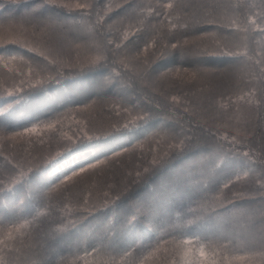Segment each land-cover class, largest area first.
<instances>
[{
  "label": "snow or ice",
  "instance_id": "snow-or-ice-1",
  "mask_svg": "<svg viewBox=\"0 0 264 264\" xmlns=\"http://www.w3.org/2000/svg\"><path fill=\"white\" fill-rule=\"evenodd\" d=\"M10 3L24 8L9 11L7 17L0 10V69L7 70L0 73V87L7 80L14 82L10 89L3 88L13 99L5 101L8 108L0 111V141L36 132L35 126L16 130L13 105L24 100L29 90L59 84L64 78L78 77L72 83L87 85L88 99L111 94L118 104L117 119L86 128L51 159L33 157L22 162L5 155L0 160V208L5 210L0 213V264H264V59L248 63L250 43L264 41V0H217L206 5L209 11L194 33L197 40L211 38L214 46L204 44L196 58L180 59L183 71H191L193 80L204 73L235 76L245 69L257 77L260 87L249 93L255 100L248 102L247 112L237 109L235 124L230 123L233 117L226 121L219 114L210 122L190 108V102H182L163 87L171 73L178 75L181 70L176 67L177 52L183 46L172 30L188 25L172 24L171 19L180 21L187 15L188 6L181 0H161L162 12L149 6V16L163 17L171 25L160 37L155 59L142 58L139 48L133 55L128 46L143 28L132 31L131 24L122 42L113 47L105 32L110 8H101V0ZM214 9L219 13L213 14ZM127 10L136 12L132 0ZM136 16L142 25V10ZM85 24L88 27L82 30ZM156 47L153 36L151 43H144L143 52ZM81 50L87 52L83 57ZM262 54L264 48L257 53ZM130 62H135L137 70L126 77ZM129 153H138L137 163L122 174L119 183L107 185L102 208L91 202L90 192L73 199L81 179L110 170ZM255 153L262 165L258 172L252 167L256 160L249 159ZM241 156L248 162L240 164L237 157ZM206 159L211 167L205 166ZM48 169L59 174L49 178ZM250 174L257 176L254 187L233 190ZM149 178L157 181L152 190L133 196ZM184 198L193 199L194 207L184 217L172 216L170 202ZM26 208L28 214L21 215ZM109 210L119 219L91 236L82 233L85 221ZM45 216L59 225L49 234L58 241L52 254L46 252L44 242L22 232ZM141 235L147 243L136 242ZM89 256L94 257L91 262Z\"/></svg>",
  "mask_w": 264,
  "mask_h": 264
},
{
  "label": "rangeland",
  "instance_id": "rangeland-1",
  "mask_svg": "<svg viewBox=\"0 0 264 264\" xmlns=\"http://www.w3.org/2000/svg\"><path fill=\"white\" fill-rule=\"evenodd\" d=\"M116 1L118 0H101V8H103L104 5H108L110 8L108 15L111 16V13L114 9L119 8V6L123 7V10L117 9L110 26L105 27V32L109 34L118 32L123 34L124 30L129 27V24L132 25V31H135V29L138 27L143 28V31L138 33L134 43L130 44L128 47L129 49L133 50V55L135 54V50L139 48L142 53V58L143 56H148L149 59H155L153 53L158 52L161 48V35H166L171 28V25L168 23V21H164L163 17H156L154 14L149 16V6L156 8L157 11H163L162 7L159 6L161 0H132V2L136 5V12L142 10V16L140 17L144 20L142 25L138 22L136 12L131 10L126 11L128 0H119V3H116ZM181 2L188 6L187 15H183L180 21H176L174 16L171 18L172 24L186 23L188 25L187 28L177 27L172 30L174 35L180 38V43L183 46L182 52H177L178 62L176 67H180L181 70L178 75L175 72L171 73L169 77L163 82V87L166 88L170 93L176 94L182 102H190L188 106L194 111L200 112L210 122L212 121L213 116L219 114L223 116L226 121L228 117H233V120L230 121V123L235 124V117L239 115L237 109L247 112L248 102L255 100V96L249 95V93L254 92L257 89V80L248 69L240 71L244 73V75L249 73L250 80L243 81L242 83L238 82L236 78L238 77V72L235 76L223 73H204L200 77L193 80L191 71L187 73L183 71V67L180 65L181 56H183L186 60H192L199 55L198 49L204 44H209L210 46L214 45L212 44L211 38H206L203 41L197 40L196 35L198 34L194 33L197 22L201 21L207 13L204 8L201 7L203 0H181ZM101 14H103V12ZM154 24L156 26L155 32H153ZM81 27L82 30H86L88 25L85 24ZM153 36H155L157 39L156 49L149 48L147 52H143L144 43H151ZM108 39L114 41V47L117 41L114 35L111 34ZM185 39L188 40L187 44H184ZM122 40L123 38L120 39V42ZM257 40H260L259 36H257ZM172 42H175V40H172ZM261 48H264V41H261L260 43H250L248 51L249 55L252 57V60L248 63L256 64L261 59H264V54L260 56L257 55ZM167 51H172L170 45ZM71 54L73 56L76 55L75 52ZM86 54V50L80 51L81 57L85 56ZM13 67L15 68L16 66L13 65ZM22 70L24 72L28 71L26 67H24ZM136 70L137 65L135 62H130L129 71L126 73V77L131 76ZM6 71V69H0V73ZM189 81H191V83H189ZM13 83L14 82L12 80H7V82L3 84V87H0V97H9L7 92L3 91V88L10 89L13 86ZM235 85L239 87H236ZM243 86H246L247 88L241 89ZM79 88L80 87L72 88L70 90V92H72L71 95L75 94ZM238 89L242 92V94L239 97L229 99L228 97L230 95L228 93L232 90ZM185 91L188 92V96L184 95ZM76 94L80 95L79 93ZM81 95H83V92H81ZM93 99L96 100L95 103H92ZM93 99L88 103L90 106L87 108L81 105L75 108H68L64 111V113L58 115L52 120L35 123L29 126V128L35 126L37 130L34 133H30L28 136L18 137L14 141H0V160H2L3 156L5 155L9 156V158L15 157L22 162H26L28 159L33 157L51 159L56 156L57 152L63 150L64 145L69 143L70 140H74L77 137L83 135V132L86 128H90L92 125H104L110 120L117 119L116 106L118 101L113 99L111 94L100 97L94 96ZM206 101L211 102L205 104ZM221 105H223V107H221ZM235 105H239L240 107H238L235 112H232L231 107H234ZM252 117L255 123V109L252 110ZM49 124H51L52 127H48ZM225 130L231 131V129H222V131ZM136 134L138 135V133H134V135ZM143 148L145 152L148 151L147 144L143 145ZM137 155L138 153L125 154L121 161L116 162L115 167L109 166L110 170H106L104 173H98L97 175L89 174L87 178L81 179L79 191L74 192L73 199H76L81 195L87 196L90 192L91 202L95 204L96 207L102 208L103 191L107 190V185L119 183L122 174L128 169L133 168L137 163ZM47 175L49 178H54V176L50 173ZM245 179V182L239 184V189L243 188L248 182V178ZM54 203L57 204V206L59 205V201ZM4 211L5 210L3 209V212ZM41 211L47 213L49 209L43 208ZM3 212L0 210V213ZM32 215H35V213L33 212ZM38 224L43 229H45V236L35 233L37 232L35 229L38 227ZM86 224L91 226L85 228L84 232L96 227V224L93 223V220L86 221ZM58 226L59 225L57 223L52 222L51 217L45 216L41 217L39 221L34 222L33 225H29L28 227L22 229V232L30 233L31 236L36 240L44 242L46 244V252L48 254H52L54 249L53 244L56 243L58 247V241L51 239L49 234L55 227ZM48 243L50 244L47 246ZM164 255L165 254L161 252L159 259L163 260ZM93 259L94 257H87L89 262H91Z\"/></svg>",
  "mask_w": 264,
  "mask_h": 264
},
{
  "label": "trees",
  "instance_id": "trees-1",
  "mask_svg": "<svg viewBox=\"0 0 264 264\" xmlns=\"http://www.w3.org/2000/svg\"><path fill=\"white\" fill-rule=\"evenodd\" d=\"M217 0H203V3L201 4V7L204 8L206 12L209 11V8L206 7V5H211L216 3ZM116 3H119V0L116 1ZM102 5V4H101ZM200 6V5H199ZM24 5L23 4H12L10 3V0H0V10L3 11V15L7 17L9 15V11L19 9L23 10ZM117 9H122L123 7L119 6V8H116L112 11V16L108 15L111 19L109 20V24H106L105 27H108L113 19L115 12H117ZM219 9H214L213 14L219 13ZM94 17H93V23H94ZM87 25V24H86ZM117 30V29H116ZM113 34L115 39L117 40L116 43L120 42V39L123 38V34L121 33H108L107 39L110 37V35ZM106 42V41H105ZM122 42V41H121ZM120 42V43H121ZM197 57V56H196ZM255 77V76H254ZM238 82L248 81L249 79V73L244 75L242 72H238V77H236ZM258 83V87L255 91H257L260 87V83L255 77ZM73 79H79L78 77H68L61 80L59 84L53 82L51 84L46 85L45 87L41 89L36 90H29L25 95V99L22 100L19 104L13 105L14 116H13V123L16 126V130L22 131L25 127H29L35 123L39 122H46L49 120H52L53 118L57 117L58 115L64 113L65 110L68 108H75L84 106L85 103L91 102V100L94 98V96L91 99L87 98V85L80 87L79 90L76 93H79L80 95H77L76 93L71 95L72 92L70 90L72 88H75L76 86L73 85ZM240 84V83H239ZM236 86V85H235ZM239 87V86H236ZM246 86H243L241 89H246ZM250 88V86H249ZM254 89V88H253ZM81 92H83V95H81ZM230 98L239 97L242 92L238 90H232L228 93ZM109 95V94H108ZM107 96V95H104ZM12 97H0V110L4 111L8 108V105L5 103V101H11ZM82 100V104H81ZM85 101V102H84ZM211 102V101H209ZM208 101L205 102V104L209 103ZM240 107L239 105H235L234 107H231L232 112H235L236 109ZM11 111V109H9ZM7 112H5V116H7ZM2 119V118H0ZM53 134V133H52ZM134 135V134H133ZM137 135V134H136ZM135 136V135H134ZM259 136V130L257 129V139ZM256 147H259V144H256ZM63 150H60V152H63ZM249 159H255L256 163L252 165L257 172L262 167V165L259 162V154L255 153L253 157ZM237 160L240 162V164L247 163L248 161H245L244 157H237ZM205 166L211 167V161L206 159L204 161ZM52 174L54 178L59 174L56 169H48L47 174ZM248 178V182L244 186L245 188H252L256 184L257 176L255 174H250L249 176L245 177ZM242 179L240 183L245 182L246 179ZM157 183L155 178H149V181L145 184H142L138 186L137 189L134 190L132 193L133 196L148 193L152 190L153 186ZM239 184L236 185V189H239ZM243 187V188H244ZM241 188V189H243ZM231 195V193H229ZM29 202L26 200V205ZM171 214L172 216H180L184 217L189 212L190 208L194 207V201L190 198H184L182 200H177L174 202H170L169 204ZM100 208V207H97ZM0 210L3 212V208H0ZM26 213H21V215L28 214V209L26 208ZM119 211V210H117ZM97 219H89L93 220V223L96 224V227L84 232V229L87 227H90L91 225L86 224V221L81 225L82 233L88 234V236H91L99 231H101L103 228H105L108 224H110L114 219L118 220L119 216L117 214H114L111 210L107 212L101 211L98 213ZM31 218V217H30ZM88 220V221H89ZM85 224V225H84ZM38 227L35 229L40 235L45 236V229H43L39 224ZM117 228L119 229V224H117ZM119 234V233H117ZM136 242L138 244H144L147 243L144 236H138L136 237ZM51 243V242H50ZM48 243L47 246L50 244ZM91 243V241H89ZM54 249L57 248V244L54 243ZM81 248L85 247L86 245L83 243V239L81 242ZM81 255H83V252H81ZM80 264H83V261L80 262Z\"/></svg>",
  "mask_w": 264,
  "mask_h": 264
}]
</instances>
